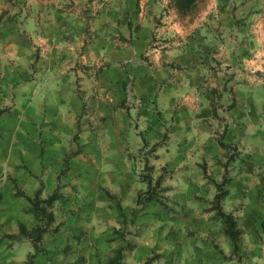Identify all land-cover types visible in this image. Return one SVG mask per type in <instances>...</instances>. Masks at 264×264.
<instances>
[{
  "label": "rangeland",
  "instance_id": "rangeland-1",
  "mask_svg": "<svg viewBox=\"0 0 264 264\" xmlns=\"http://www.w3.org/2000/svg\"><path fill=\"white\" fill-rule=\"evenodd\" d=\"M96 2L102 3V0H96ZM112 2L113 0L110 1V3ZM115 3L122 5V7L107 8L106 11H109L113 17L112 20L117 23H119V20L126 18L124 14L128 17L138 8V5L127 0L123 2L115 0ZM244 3H246V0H240V5ZM240 5L234 3L233 0H217L216 9L223 12V15L216 21H220L227 28L222 29L220 33L211 34L215 37L217 45L208 48L201 45L199 48L202 59H216V62H211V68H220L231 79L237 76L235 69L240 66L241 62L247 61L252 65L258 63L255 55L244 45L257 46L259 33L256 29L264 31V17H260V10L255 9L257 19L250 21V13L238 14ZM104 6L100 9H94L93 0H86L84 3L80 1V11L88 14L84 23L89 24L90 19L94 17L95 20L98 14H102L105 11L107 2ZM187 7L188 0H171L169 2V8H173L179 17H183ZM210 14L213 13L208 12L209 19H211ZM206 25H208L207 22H205ZM249 28L253 29L249 33L254 37L253 40L249 41L245 38L233 43L236 41L237 32L242 33ZM197 29L199 31L198 39L201 42L202 39L208 40L209 37L211 39L210 34L202 33V28L198 27ZM195 31L193 30L186 39L195 37ZM229 44L232 45L231 52L222 55L226 45ZM238 48L240 49L239 52H237ZM257 50H260L259 47ZM261 59H264V57H261ZM228 61L232 62L229 63ZM242 71L248 72L249 75L253 74L250 69H242ZM254 75L260 78L264 76V73H261L260 68H256ZM235 83L239 84L241 81L235 80ZM242 83L244 87L240 90L235 87L234 83L228 86L234 98L232 104L237 101L236 93L237 96L241 97L245 95L247 78ZM260 87H264V84ZM3 91L4 89L0 87V93ZM256 104L257 94L253 111L247 113V115L253 117V123L256 122ZM237 108L238 110L232 113V116L236 118V133L226 142L221 141L222 138H219L218 144H220V150L223 151H216L212 155V159L218 167L213 170V173H210L208 161L202 164L201 158L200 161L196 162L199 172L202 174L203 170V177L216 188V193H222L221 205L223 210L225 205L231 206V201L234 198L240 199L242 197L241 202L235 205V211L244 210V215L237 216L232 211L227 212L232 213L237 222L239 248L235 250L231 238L226 233L224 220L214 209L216 194L210 206L203 207L201 210L205 213H214L210 219L224 226L223 236L226 239L223 246L215 240L206 238L197 241L195 233L193 231L186 232L183 227L185 221H187L189 225H195L196 230L199 231L200 221L192 215L193 208L180 201L187 195L195 205L208 204L206 198L199 195L202 190L207 191L206 187L202 189L200 185L192 182L189 184L188 192L181 194L179 199L171 200L167 196H162L163 192H167L172 188V185H164L161 188L163 181L165 178L171 179L174 176L176 172L175 163L184 159L185 156V150L178 146L179 152L175 160L161 166L160 176H153L156 166L150 162L149 155H152V159L158 160L160 158V154L156 149L165 146L162 142L168 136V131L162 132L160 134L161 140L157 144H153L148 152L144 154V169L140 173L139 183L145 185V187L136 189L132 199V204L135 207L125 208L120 199L103 183L97 182V187L92 188L91 183L95 177L94 172L85 171L80 160L77 159V157H82L93 151L91 141L85 142L82 138L85 133V125H87V130L93 134L102 127L93 129L89 125L90 123H80L79 121L80 124L75 126L77 132L72 135L71 140H66L65 137L69 131L67 127L64 129H27L24 127L25 123L21 114L10 112L8 107H0V175L3 174V161L7 158L9 149L14 147L24 149V152L19 154L21 163L15 165L18 171H31L33 166H37L40 171L49 166L58 170V175L54 178L50 177L47 181L51 191L46 199L41 198V192L45 190L43 182H41L40 187L35 188L31 195H26L19 188L15 192L12 189L16 188L18 183H27V181H21L19 177H13L11 173L8 174V184L0 189V205L17 207L24 213L25 218L32 217L36 221L30 230L24 221H18L20 233L30 237L33 241L31 247L34 252L26 251L15 233L4 231L5 227L11 226V220L13 219L8 216L4 223L0 224V264H25L29 259H32L34 264H110V261L120 249H123L124 252V264H139L141 259H143V264H156L157 261H161L162 264H174L175 258L185 257L189 247H191L192 252L196 253L195 264H264V251H262L264 237H261V233L264 232V211H262L264 209V153L260 150V143H257L252 151L244 152L241 155V141L245 137L241 121L243 122L246 113L240 110V106ZM243 126L248 127L247 124ZM140 139L143 141V147L148 148L147 134L141 135ZM248 139L249 141L256 139L259 142H264V134L257 130ZM72 143L76 144L74 149L70 146ZM190 146L189 144L188 147ZM165 151H167L166 148ZM221 156L225 158L221 159ZM126 158L132 161L131 166L134 172L136 154L127 152ZM240 159L250 161L251 171L253 172L248 180L234 177L242 173ZM220 170H222L221 179L217 180L214 173ZM75 177H79L80 180L72 186L73 191L76 193L88 192L91 198L80 202L78 196L76 201L78 207L73 209L70 206L73 203L72 197L66 196L60 189L66 186L65 182ZM108 179L113 180L112 177H108ZM57 181L61 182L57 183ZM236 181L242 183H239V191L235 186H232ZM119 187L125 195L132 191L131 181H126L120 184ZM21 198L27 201V205H22ZM109 201L111 202L108 204L111 215L115 217L116 223L121 224L123 228L113 226L111 231L105 229L99 237L95 238V243L101 247H106L117 241L121 243L111 249V255L101 257L99 252L93 253L88 245V241L93 239L91 233L95 231V226L89 229L84 226L82 220H96L98 224L99 218L96 215V205L99 203L103 206ZM61 207L68 215L67 223L60 218L61 212L59 209ZM0 214H3L2 210H0ZM150 221L157 223L153 227L150 225ZM129 224L134 226V231L128 228ZM241 225L243 226L241 227ZM149 228H152V236L157 241L152 247L141 245L139 240H129L127 238L130 235L141 237L145 235ZM185 235L187 238H185ZM164 242H171L172 246L165 247L163 251H156L157 248L163 246ZM149 251L152 254L145 259L144 254ZM21 253L24 254V259H20ZM184 264H189L187 258H185Z\"/></svg>",
  "mask_w": 264,
  "mask_h": 264
},
{
  "label": "clouds",
  "instance_id": "clouds-1",
  "mask_svg": "<svg viewBox=\"0 0 264 264\" xmlns=\"http://www.w3.org/2000/svg\"><path fill=\"white\" fill-rule=\"evenodd\" d=\"M169 2L170 0H140L139 22L143 25L144 31L156 30L153 17H160L161 13L168 6ZM216 2L217 0H188V7L185 11V14L181 19L177 20L176 24H172V27L175 29V31H171L169 34L175 35L176 32H180L182 27L184 32H182L181 35H184L188 32H192L196 27L204 28L205 22H207L208 25H214L216 19L219 18L218 13L216 12ZM233 2L240 5V0H233ZM28 4L36 7V5L33 3V0H28ZM21 6L22 5L18 4L13 7L8 2H6V0H0V12L8 9V15L18 12ZM93 7L94 9H100L105 6L102 3H97L96 0H93ZM119 7H122V5L116 4L115 0H113L112 3L107 4L105 11L107 8ZM255 9H259L260 17H264V0H246V3L240 5L238 14L242 15L245 13H250L249 20L254 21L257 19ZM209 11L213 13L212 19L208 18ZM32 16L35 17V12L32 13ZM102 18L111 21V17L109 16H103ZM19 19L23 20L24 17L21 16ZM163 19L165 22V27L172 23V17L170 15L165 14ZM6 20L7 15H5L3 19H0V87H2L4 91L8 92V98L5 99L4 103L11 104L12 94L17 93L18 99L14 104V107L21 109V116L23 117L26 109L21 105L22 102L27 101L31 96L30 88L32 86L44 87L50 82H55V89L45 88V92H53V102L58 101L61 98L64 100V103L67 106V115H64L65 109H61L59 115L62 123L69 130L65 139L71 140L72 135L77 132L75 127V116L77 109H74L72 104L74 99L78 100V98L74 78L67 77L65 84L60 83L61 77L67 71V69L62 66V62L59 60L61 48L55 43L49 45L40 39L38 33L41 31L47 33L49 31V28L44 23L43 19H41L39 23L30 21L27 24H21L17 22L15 27H12L11 25H5ZM177 25H179V27ZM112 26L113 28L116 27L114 21L112 22ZM25 28L28 29L27 32H25ZM252 30L253 29L249 28L242 33L237 32L236 41L233 43L239 42V40L245 38H247L249 41L253 40L254 37L249 34ZM120 31L127 34L126 28H121ZM159 31L162 32L163 29H159ZM256 31L259 33L257 46L245 44L244 47L249 48L250 52L255 55L258 63L252 65L247 61L241 62L240 66L235 69L237 73L236 80L241 81V83L237 84L235 81H233L235 87L238 90L244 87L242 82L245 78H247L249 81L248 88L245 90V95L242 97H237L240 110L246 113V115L243 117V123L248 125L245 132V137L241 141V155H243L244 152L252 151L257 143H260V150L262 153H264V142H259L256 139L249 141L248 139V137L257 130H259L261 134H264V87H260V85L264 84V76L257 78L254 75L256 68H260L261 73H264V59H261V57H264V31H260L259 29H256ZM77 43H79V41ZM117 43H119V41H117ZM38 45L40 46L41 51L37 56L36 51ZM258 47L260 49L259 51L257 50ZM128 48L129 45L122 46V50L124 51H126ZM53 49H55V51H53ZM231 49V44L226 45L225 51L222 53V55H227V53L231 52ZM239 51L240 49L238 48L237 52ZM146 54L151 57L150 52H146ZM102 55L103 60H113L114 66L118 69L120 68L119 60L124 59V56H120L119 59L114 58L110 55V50L106 51V53ZM103 60H101L100 63H103ZM228 62L231 63L232 61ZM89 63H91V61H89ZM142 63L145 62L141 61L138 56L133 57L130 61L132 68H136ZM156 67H158V65H156ZM242 69H250L253 74L249 75L248 72L242 71ZM20 74L27 75L29 77V81L21 80L19 85L12 87V83L4 79L6 76L11 75H17L19 78ZM83 87L87 93L83 96L85 101H87L89 96L93 93L99 94V85L95 80H92L91 82L85 81L83 83ZM253 89H255L257 94V104L255 106V123L252 122L253 117L247 115V113H251L253 111V109L249 107L250 101L248 99V97L253 95ZM186 90L190 94L194 93V89L188 88ZM55 93H59V95H56ZM179 95L183 96V92H181ZM108 99L115 102L114 96L108 97ZM222 102L224 104L229 103V97L227 94H225ZM129 106L132 109L131 117H127V114L124 113L123 110L116 112L115 115L117 116V122L114 127L100 128L95 134H93L87 130V125H85V133L82 138L85 140V142L91 141L93 151L90 154L77 157V159L80 160L81 166L85 171L90 170L94 172L95 177L91 183L92 188H96L97 182H101L106 187L111 189L112 193H114L116 197L120 199L121 204L125 208H128L129 206L135 207V205L132 204L135 191L137 188L145 187V185L139 183L140 173L144 169L143 156L148 152V149L151 148L153 144H157L161 140L160 134L164 131H168V135L171 137V139L165 143L164 147H158L156 149V151L160 154V158L158 160L152 159V155H149L150 162L156 166L153 176H160L161 166L165 165L169 161L175 160V157L179 152L178 146L185 150V156L184 159H181L178 163H175L176 172L174 176L171 179L165 178L163 181L161 188H163L164 185H172V188L167 192H163L162 196H167L171 198V200L179 199L181 194H186L188 192L189 184L192 182L200 185L202 189L206 187L207 191L205 192L202 190L199 195L205 197L209 202L208 204L195 205L187 195H185V198L180 201L181 203H187L191 208H193L192 215L198 218L200 221L199 231L196 230L195 225H189L187 221H185L183 227L185 228L186 232L193 231L197 241L206 238L209 240H215L216 242L221 243L223 246V242L226 239L223 236L224 226L210 219L214 213H205L201 210L203 207L210 206V203L212 202L217 190L202 176L196 166V162L200 161L202 157H205L209 162L210 173H213V170L218 167L215 164V161L212 159V155L205 153L202 147V145H204L210 138H214L217 135V129L219 127L217 122L212 120L210 127L207 125L201 127L200 119H197L195 116V113L200 111V107L197 106L190 107L186 113L182 112L181 119L177 121L176 119L170 117L172 115L171 110L173 108H178V105L162 104L161 108L167 109V111L164 112V116L160 121L159 126L154 128L151 132H147L148 125L151 121L148 116H137V111L141 106L138 99L130 98ZM201 106H206V104ZM149 111H151V109H149ZM40 114L41 110L38 106L37 115ZM221 115H228V113L222 112ZM47 119L48 117L45 116V120ZM87 119L92 120V127L95 129L98 121H96L94 116H89ZM230 123L233 127L236 126V118L234 116L230 117ZM136 124H138L139 127H136ZM186 125H191V131L188 130ZM172 129H175V131ZM144 134H147L148 136V148L143 147V141L140 139V136ZM189 144L191 145L190 147H188ZM70 146L74 149L76 144L72 143ZM165 148H167L168 151H165ZM23 152L24 149L22 148L17 149L14 147L9 149V154L3 161V174L0 175V189L8 184V174L11 173L13 177H19L21 181H27V183H18L16 188L12 189L13 192L19 188L21 191H24L26 195H31L35 188L40 187L41 182H43L45 185V190L41 192V198L46 199L49 192L51 191V187L48 186L47 181L50 177L54 178L56 175H58V170L54 169L52 166H49L43 171H40L37 166H33L31 171H18L15 168V165L21 163L19 154ZM127 152H131L137 156L134 172L132 171L131 166L132 161L126 158ZM220 158L224 159L225 157L221 156ZM185 165L187 166L186 168ZM214 174L216 179L220 180L222 170ZM108 177H112L113 180H109ZM236 178L240 179L238 175ZM79 180V177L70 178L68 182H65L66 186L60 189L66 196L72 197L73 203L70 206L73 209L78 207V203L76 202L78 196L80 198V202L91 198L88 192L76 193L73 191L72 186L77 184ZM126 181H131L132 183V191L127 195L122 193L119 187L120 184L125 183ZM60 182L61 181H57V183ZM241 199L242 197L240 199L234 198L231 201V206L225 205L224 211H232L234 215L243 216L244 210L235 211V205L240 203ZM21 203L22 205H27V201L23 200V198H21ZM109 203L111 202H106L103 206L97 203L96 215L99 218L98 224L96 220H82L84 226L89 229L95 226V231L91 233L93 239L88 241V245L89 249L93 253L99 252L101 257H104L105 255H111V249L119 246L121 243L120 241H117L116 243L106 247H101L95 243V238L99 237L105 229L111 231L113 226L116 228H123L121 224L116 223L115 217L111 215L110 209L108 207ZM0 210L3 212V214H0V224H3L8 216L13 218L11 220V226L5 227L4 231L15 233L19 241L22 242L23 248L28 252H34V249L31 247V243L33 241L30 237L20 233L18 221H24L27 224L29 230L36 223V221L32 217L25 218L24 213L19 208L14 206L9 207L8 205H0ZM59 210L61 212L60 218L63 219L65 223H67L68 215L63 211L62 207ZM262 211H264V209H262ZM149 223L154 227L157 222L150 221ZM242 226L243 225H241V227ZM128 228L132 229L133 231L135 230L134 226L131 224L128 225ZM261 237H264V232L261 233ZM127 238L129 240H139L141 245H147L149 247H152L157 242L152 236V228H149L145 235H142L141 237H134L130 235ZM185 238H187L186 235ZM41 243H43V241H41ZM171 246V242H164L163 246L161 248H157L156 251H163L165 247ZM201 247H203V245H201ZM249 247H251V245H249ZM262 251H264V246H262ZM151 254L152 253L150 251L146 252L144 254V258L146 259L147 256ZM24 258V254L21 253L20 259ZM185 258L188 259L189 264H195L196 253L191 251V247H189L188 252L185 253V257L175 258L174 264H184ZM139 264H143V259L139 261ZM156 264H162V262L157 261Z\"/></svg>",
  "mask_w": 264,
  "mask_h": 264
},
{
  "label": "crops",
  "instance_id": "crops-1",
  "mask_svg": "<svg viewBox=\"0 0 264 264\" xmlns=\"http://www.w3.org/2000/svg\"><path fill=\"white\" fill-rule=\"evenodd\" d=\"M80 1L84 3L86 0H33L36 5L33 7L28 4V0H6L13 7L18 4L22 6L18 12L12 15H8V9L0 12V19L7 15L5 25L15 27L17 22L21 24H27L30 21L39 23L43 19L48 26L47 33L41 31L38 35L47 44L55 43L61 48L59 60L67 71L61 77L60 83L65 84L67 77L74 78L78 98V100L74 99L72 104V107L77 109L75 126L80 123H90L89 125L92 127V120L87 117L94 116L98 121L95 128L114 127L117 122L116 112L123 110L127 117H131L130 98L138 99L141 105L137 116L149 117L151 122L148 125V132L159 126L164 112L167 111V109L161 108L162 104L178 105V108L171 110L170 117L177 121L181 119L182 112L186 113L190 107L197 106L200 107V111L196 112L195 116L200 119L201 127L205 125L210 127L212 120H215L219 125L217 135L202 145L204 152L213 155L216 151H223L220 150V144H218L219 138L226 142L236 133V126H232L230 117L233 111L238 110L239 105L238 101L232 104L234 98L228 86L233 84L237 76L231 79L220 68H211V62H216V59H202L199 48L201 45L204 48L217 45L215 37L211 34L220 33L222 29L227 28L226 25L221 24L220 21H216L214 25H206L202 28V33L210 34L211 39L210 37L208 40L202 39V42L198 39V27L193 29L196 30L194 32L196 34L193 33L195 37H190V39H186V37L191 32L181 35L184 32L182 27L180 32L170 35L171 31H175L172 24H176L177 20L182 17H179L173 8H169L168 4L160 17H153L156 30L144 31L143 25L139 22L140 0H127L138 5V8L133 12L134 14L131 13L128 17L124 14L126 18L119 20V23L115 22V28L112 26L113 17L109 11H104L102 14L97 13L96 19L94 20L93 17L89 20V24H86L87 22L84 23V20L88 14L80 11ZM110 1L102 0V4L105 5L106 2L108 4ZM116 1L123 2L124 0ZM33 12H35V17L32 16ZM216 12L219 17L223 15L220 10L216 9ZM165 14L172 17V23L167 27H165L163 19ZM21 16L24 17L23 20L19 19ZM103 16L111 17V21L102 18ZM209 16L211 19L213 18V14ZM177 26L179 27V25ZM121 28H126L127 34L120 31ZM159 29H163V31L161 32ZM27 31L28 29L25 28V32ZM78 41L79 43H77ZM123 45H129V48L124 51L122 50ZM109 50L110 55L116 59L124 56V59L119 60V69L114 66L113 60H103L102 54ZM40 51L41 48L38 45L37 56ZM146 52H150L151 57ZM137 56L145 63L132 68L130 61ZM101 60L103 63H100ZM213 64L215 65V63ZM4 79L10 81L12 87L19 85L21 80L29 81V77L25 74H20L19 78L17 75H11ZM92 80H95L99 85V94L93 93L85 101L83 96L87 93L83 83ZM248 84L247 79L246 89ZM45 88L55 89V82H50L44 87L32 86L30 88L31 96L27 101L22 102L21 106L26 109L22 117L25 123L24 127L32 130L36 128L64 129L66 126L62 123L59 114L61 109H65L64 115H67V106L62 98L53 102V92H45ZM188 88L194 89V93L190 94L186 90ZM181 92H183V96L179 95ZM55 94L59 95V93ZM225 94L229 97L228 104L222 102ZM113 96L115 102L108 99ZM235 97H238L237 93ZM255 97L256 91L253 89V95L248 97L249 106L252 109L255 105ZM6 98H8V92H1L0 107H8L10 112L21 114V109L14 107L18 99L17 93L12 94L11 104L4 103ZM205 104L206 106H201ZM38 106L41 110L40 115H37ZM222 112L228 113V115H221ZM45 116L48 117L47 120H45ZM241 123L245 125L242 121ZM243 125L241 127L244 128L242 131L245 133L247 126L245 128ZM135 126L139 127L138 124ZM186 127L191 131V125H186ZM172 130L175 131V129ZM170 139L171 137L168 135L162 144L165 145ZM166 150L168 151L167 148ZM205 161L208 160L202 157V164ZM170 162L172 161L167 164ZM240 164L242 173L237 175L242 180H248L253 172L250 161L240 159ZM237 175L233 174L234 177ZM202 176H204L203 170ZM239 183L241 181L232 184L237 191L240 190Z\"/></svg>",
  "mask_w": 264,
  "mask_h": 264
},
{
  "label": "trees",
  "instance_id": "trees-1",
  "mask_svg": "<svg viewBox=\"0 0 264 264\" xmlns=\"http://www.w3.org/2000/svg\"><path fill=\"white\" fill-rule=\"evenodd\" d=\"M221 198L222 193L218 192L215 195V207L214 209L217 211V214L224 220L226 224V233L231 238L232 243L234 245V249L238 250L239 244H238V230H237V222L232 213H227L223 210L221 205ZM124 252L123 249H120L117 254L113 257V259L110 261V264H124ZM25 264H34L32 259H29L26 261Z\"/></svg>",
  "mask_w": 264,
  "mask_h": 264
}]
</instances>
